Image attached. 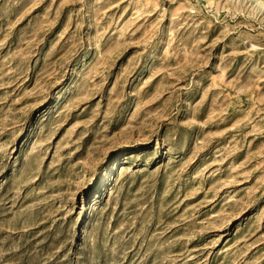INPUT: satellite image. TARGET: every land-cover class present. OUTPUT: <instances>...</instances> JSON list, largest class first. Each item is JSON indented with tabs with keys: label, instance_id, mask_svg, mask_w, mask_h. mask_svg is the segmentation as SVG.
Returning a JSON list of instances; mask_svg holds the SVG:
<instances>
[{
	"label": "rangeland",
	"instance_id": "obj_1",
	"mask_svg": "<svg viewBox=\"0 0 264 264\" xmlns=\"http://www.w3.org/2000/svg\"><path fill=\"white\" fill-rule=\"evenodd\" d=\"M0 264H264V0H0Z\"/></svg>",
	"mask_w": 264,
	"mask_h": 264
}]
</instances>
